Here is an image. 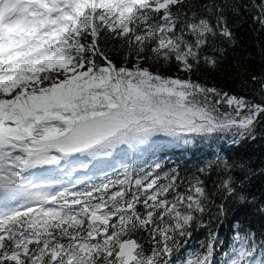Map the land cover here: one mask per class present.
Returning a JSON list of instances; mask_svg holds the SVG:
<instances>
[{
    "label": "snow or ice",
    "instance_id": "6c2138e0",
    "mask_svg": "<svg viewBox=\"0 0 264 264\" xmlns=\"http://www.w3.org/2000/svg\"><path fill=\"white\" fill-rule=\"evenodd\" d=\"M249 10L264 31V0H0V264H215L216 232L174 259L194 222L213 206L224 215L205 181L125 161L160 136L256 139L264 74L234 65L259 99L191 75L224 70L238 44L229 14ZM173 62L185 78L159 70ZM114 156L115 179L89 174ZM221 166L223 201L236 193L233 165L217 158L198 171ZM233 229L221 264H264V233Z\"/></svg>",
    "mask_w": 264,
    "mask_h": 264
},
{
    "label": "trees",
    "instance_id": "16d2710c",
    "mask_svg": "<svg viewBox=\"0 0 264 264\" xmlns=\"http://www.w3.org/2000/svg\"><path fill=\"white\" fill-rule=\"evenodd\" d=\"M251 11L249 10L242 20L229 14L230 23L233 20L237 21L233 30L237 35L238 44L235 49H228L224 70L213 72L202 65L199 71H193L192 79L230 93L259 99L254 91L255 85L250 81L247 84L243 83L244 80H248V76H236L234 68L236 63H240L249 70L250 74H264V31L259 30V25L252 21ZM114 59L119 60L118 57ZM153 67L156 68L155 65ZM159 70L165 75H178L182 78L187 76L180 71L175 62ZM155 139L158 146L154 150L144 152L142 156L137 153L125 163L139 172L141 167L148 170V165L160 162L161 174L176 169L182 178L191 179L193 176H200L205 181L215 205L221 202L225 204L223 216H219L217 208L213 206L211 212L203 218V226L199 221L194 222L189 229L192 233L190 237H178L180 247L174 259L182 261L193 252L203 251L201 246L207 241L209 232H216L219 243L214 259L215 264H221L224 260L222 253L229 250L233 243V225L239 223L243 228L251 229L257 235L264 233V211L261 210L264 209V123L258 128L256 139H239L236 143L232 142L233 138L230 134L211 138L197 136L188 144L163 136ZM217 158L227 160L233 165L231 175L235 182L236 193L223 201L215 190V185L225 175L222 166L214 168L210 175H202L198 171L206 163ZM93 164L96 167L91 168L89 174L98 172L102 168L115 179L122 172L115 156L93 161ZM96 182L99 183V180ZM181 190L184 188L182 187ZM240 196H246L248 199L241 201Z\"/></svg>",
    "mask_w": 264,
    "mask_h": 264
},
{
    "label": "rangeland",
    "instance_id": "374dc122",
    "mask_svg": "<svg viewBox=\"0 0 264 264\" xmlns=\"http://www.w3.org/2000/svg\"><path fill=\"white\" fill-rule=\"evenodd\" d=\"M79 173H80V172H79ZM75 175L79 176V174H78V173H76Z\"/></svg>",
    "mask_w": 264,
    "mask_h": 264
}]
</instances>
